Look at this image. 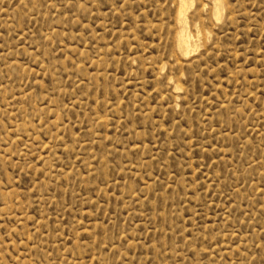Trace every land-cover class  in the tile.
I'll return each instance as SVG.
<instances>
[{
  "label": "rangeland",
  "instance_id": "1",
  "mask_svg": "<svg viewBox=\"0 0 264 264\" xmlns=\"http://www.w3.org/2000/svg\"><path fill=\"white\" fill-rule=\"evenodd\" d=\"M220 2L0 0V264H264V0Z\"/></svg>",
  "mask_w": 264,
  "mask_h": 264
},
{
  "label": "bare ground",
  "instance_id": "2",
  "mask_svg": "<svg viewBox=\"0 0 264 264\" xmlns=\"http://www.w3.org/2000/svg\"><path fill=\"white\" fill-rule=\"evenodd\" d=\"M221 4V2H220V0H217V6H219ZM222 5V4H221ZM179 20L180 21H182V17L180 16L179 17ZM186 21V20H185ZM182 24H180V26H181ZM181 27H183V26H181ZM182 30H184V29H182ZM180 31V30H179ZM182 33H183V31H182ZM179 34V38H177L178 39V44L180 45L179 47V49H189L188 47L190 46V42H192V41H189V37H187V35L184 33V34ZM177 37H178V35H177ZM178 49V48H177ZM182 50V51H183ZM188 51V50H187ZM190 51V50H189ZM186 52V51H185Z\"/></svg>",
  "mask_w": 264,
  "mask_h": 264
}]
</instances>
